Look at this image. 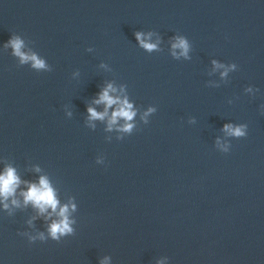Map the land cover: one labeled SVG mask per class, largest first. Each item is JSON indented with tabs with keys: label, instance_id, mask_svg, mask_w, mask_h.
Listing matches in <instances>:
<instances>
[{
	"label": "water",
	"instance_id": "1",
	"mask_svg": "<svg viewBox=\"0 0 264 264\" xmlns=\"http://www.w3.org/2000/svg\"><path fill=\"white\" fill-rule=\"evenodd\" d=\"M178 36L187 59L172 55ZM17 37L47 71L5 48ZM213 61L236 70L221 78ZM108 83L137 109L131 135L89 126ZM262 106L264 0H0V168L47 176L61 204L77 205L75 234L59 243L18 235H47L31 206L0 211V261L264 264ZM229 123L247 136L229 137Z\"/></svg>",
	"mask_w": 264,
	"mask_h": 264
},
{
	"label": "clouds",
	"instance_id": "2",
	"mask_svg": "<svg viewBox=\"0 0 264 264\" xmlns=\"http://www.w3.org/2000/svg\"><path fill=\"white\" fill-rule=\"evenodd\" d=\"M134 35L138 45L142 49L148 52L158 49V42H150L151 34L145 36L142 32H136ZM9 47L12 49L13 55L19 59L22 65L30 64L31 67L37 71L48 70L46 61L39 58L35 53H27L23 50L24 42L20 38L10 39L7 44H5V48ZM171 47L174 57L188 58L190 44L185 37H174V42ZM176 50H179V56H177ZM88 51H92V49L89 48ZM212 63L214 69H224V71L221 72V78L226 77L230 71L236 70L235 64L225 66L216 61ZM252 91V88L246 89L248 93ZM92 103L97 106L102 105L103 111L98 112L95 107L87 108L86 111L88 113V123L90 127H95L92 123L93 121H106V131H116L125 135H131L136 126L134 120L138 112L134 104L130 102L123 86L117 88L112 83L106 84L97 93ZM262 110H264V106H262ZM156 111L157 109L154 107L148 108L147 111L143 113L141 119L147 124V118ZM222 131L229 137L241 139L247 136L248 126L246 124L233 125L229 123L223 126ZM118 138L122 139L123 136ZM216 145L221 153L227 154L230 151V147L221 144L219 139L216 141ZM96 163L105 164V161L98 159ZM34 171L39 172L40 169L35 168ZM17 196L22 197V201L18 199ZM28 206L36 210L37 215L43 217L45 222L50 221L47 227V235L39 233L36 236H31L27 233H18V235L23 237L27 236V240L30 244L35 243L36 240L41 242L52 240L59 243L62 239L71 237L75 234L76 229L74 225L76 221L72 219L73 213L77 210L75 202L70 200L66 204H61L47 176H39L37 182L25 181L21 179L13 166L5 164L0 168V211L8 212L11 215L12 208ZM33 219H35V217ZM31 223L32 222L29 221L30 225ZM0 264H2V261H0ZM97 264H110V257L98 259ZM157 264H164V261L158 260Z\"/></svg>",
	"mask_w": 264,
	"mask_h": 264
}]
</instances>
